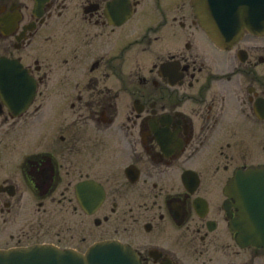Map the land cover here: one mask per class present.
<instances>
[{"label": "flooded vegetation", "instance_id": "obj_1", "mask_svg": "<svg viewBox=\"0 0 264 264\" xmlns=\"http://www.w3.org/2000/svg\"><path fill=\"white\" fill-rule=\"evenodd\" d=\"M192 1L0 0V249L264 264L229 192L264 166V29L218 43Z\"/></svg>", "mask_w": 264, "mask_h": 264}, {"label": "water", "instance_id": "obj_2", "mask_svg": "<svg viewBox=\"0 0 264 264\" xmlns=\"http://www.w3.org/2000/svg\"><path fill=\"white\" fill-rule=\"evenodd\" d=\"M261 0H193L194 11L209 35L218 43L237 41L243 29L264 28L254 8ZM264 17V14H262ZM24 107V105H23ZM241 209L235 228L245 243L264 246V167L237 173L229 188ZM0 264H140L134 250L120 242L98 243L82 254L48 245L0 250Z\"/></svg>", "mask_w": 264, "mask_h": 264}]
</instances>
